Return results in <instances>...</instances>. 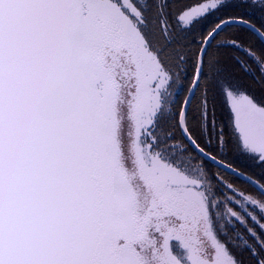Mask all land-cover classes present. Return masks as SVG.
<instances>
[{"label":"snow or ice","instance_id":"1","mask_svg":"<svg viewBox=\"0 0 264 264\" xmlns=\"http://www.w3.org/2000/svg\"><path fill=\"white\" fill-rule=\"evenodd\" d=\"M0 264H264V0H0Z\"/></svg>","mask_w":264,"mask_h":264}]
</instances>
